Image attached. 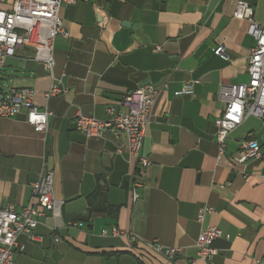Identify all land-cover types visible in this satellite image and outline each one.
<instances>
[{"label": "crops", "instance_id": "1", "mask_svg": "<svg viewBox=\"0 0 264 264\" xmlns=\"http://www.w3.org/2000/svg\"><path fill=\"white\" fill-rule=\"evenodd\" d=\"M69 1L60 11L68 37L54 40V78L31 48L4 67L5 81L32 89L34 104L52 116L45 136L23 115L0 119V205L17 213L29 206L44 171L64 202L58 217L39 218L33 240L18 237L14 264H264V157L239 161L245 141L264 149V118H245L219 160L215 127L224 110L220 87L248 83L255 46L234 9L248 3L263 25L264 0ZM13 2L0 0V9ZM221 46L227 59L214 54ZM54 83L66 93L46 100ZM185 83L193 95L175 96ZM146 84L160 92L140 150L150 165L141 171L127 156L123 133L88 138L74 118L105 120L110 106L127 112L123 97ZM204 206L212 212L199 223ZM205 227L228 236L212 243L207 262L197 259L195 246ZM113 229L124 235L112 236ZM154 242L179 253L168 261L148 248Z\"/></svg>", "mask_w": 264, "mask_h": 264}, {"label": "built area", "instance_id": "2", "mask_svg": "<svg viewBox=\"0 0 264 264\" xmlns=\"http://www.w3.org/2000/svg\"><path fill=\"white\" fill-rule=\"evenodd\" d=\"M69 2L71 1L14 0L11 10L0 9V69L5 67L7 61L13 58L18 50L31 48L32 59L42 65L44 71L53 79L54 40L59 36L68 37L60 11L63 4ZM233 17L248 22V34L254 39L255 46L247 65L248 83L221 86L219 90V99L224 104V110L215 120L218 160L222 157L229 135L245 118L249 116L264 118V24L259 25L253 20V9L244 1L237 3ZM214 54L227 59L223 46L216 48ZM159 92L160 89L152 84L143 85L123 97L120 104L127 109V112L110 106L106 110L105 120H97L77 113L74 118V128L88 138H101L106 133H123L127 141V156L135 161L138 170H145L149 167L150 161L140 155V150L151 123L152 109ZM65 93L66 89L59 83H54L44 94V98L48 100ZM174 95L192 96L193 84L185 83ZM33 100L34 91L30 88L16 89L10 84L3 86L0 88V119H14L23 115L25 123L32 127L34 132L45 136L52 113L46 107L42 109L37 107ZM262 157H264V149H261L256 140L242 143L239 151L241 163ZM138 186L137 180L131 184L130 193L133 202L139 199ZM63 204V201L54 197L52 172L44 171L32 186V201L29 206L17 213L12 206L0 205V264H14L15 253L22 250L17 241L18 237L26 236L33 240L39 218L45 213L58 217ZM211 212V208L202 207L198 212V222L202 223L206 215ZM111 234L124 235L116 229H113ZM219 238H228V236L216 227L202 228L195 245L197 259L210 261L215 255L212 243ZM129 239L132 243L137 241L135 237ZM148 248L168 261L173 260L179 253L177 248H164L156 242L149 243ZM186 264H195V261L191 260Z\"/></svg>", "mask_w": 264, "mask_h": 264}, {"label": "rangeland", "instance_id": "3", "mask_svg": "<svg viewBox=\"0 0 264 264\" xmlns=\"http://www.w3.org/2000/svg\"><path fill=\"white\" fill-rule=\"evenodd\" d=\"M6 84H8L5 79H4V68L0 69V88H3V86H5Z\"/></svg>", "mask_w": 264, "mask_h": 264}, {"label": "water", "instance_id": "4", "mask_svg": "<svg viewBox=\"0 0 264 264\" xmlns=\"http://www.w3.org/2000/svg\"><path fill=\"white\" fill-rule=\"evenodd\" d=\"M127 23H123V25L125 26Z\"/></svg>", "mask_w": 264, "mask_h": 264}]
</instances>
